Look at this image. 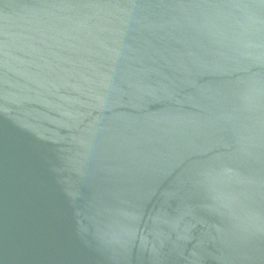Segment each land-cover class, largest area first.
<instances>
[{"label":"water","instance_id":"95a60500","mask_svg":"<svg viewBox=\"0 0 264 264\" xmlns=\"http://www.w3.org/2000/svg\"><path fill=\"white\" fill-rule=\"evenodd\" d=\"M0 264H264V0H0Z\"/></svg>","mask_w":264,"mask_h":264}]
</instances>
